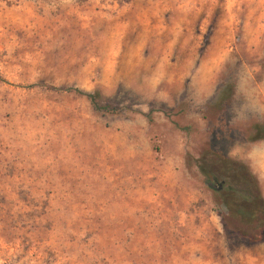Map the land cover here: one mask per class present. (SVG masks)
I'll return each instance as SVG.
<instances>
[{"label":"rangeland","instance_id":"374dc122","mask_svg":"<svg viewBox=\"0 0 264 264\" xmlns=\"http://www.w3.org/2000/svg\"><path fill=\"white\" fill-rule=\"evenodd\" d=\"M226 179L264 202V0H0V264H264Z\"/></svg>","mask_w":264,"mask_h":264},{"label":"trees","instance_id":"16d2710c","mask_svg":"<svg viewBox=\"0 0 264 264\" xmlns=\"http://www.w3.org/2000/svg\"><path fill=\"white\" fill-rule=\"evenodd\" d=\"M60 91H65V92H73L76 95L84 97L90 104L91 108L95 111H101V112H111L112 109L105 104H101L99 102V96L97 92H84L76 88H65V89H59ZM225 91V88L222 90V92ZM225 100L223 94L221 93L217 100L222 101ZM263 136L251 138V139H261ZM243 179L245 183H250L248 179L249 175L246 174L245 172L243 173ZM228 178L230 177L229 175L227 176ZM244 183V185H245ZM243 188V187H242ZM216 193L220 196L221 198V203L225 207L227 211H230L231 209H234V206L231 207L226 200L235 198V197H241L242 198V205L240 208L237 210L243 211L244 214H246V217L250 221H256L257 223L264 222V202L261 200L257 199V203L253 201V199L250 197V194L247 193L244 190H237L234 186L233 183H231L229 180H223L219 183L218 188L216 189ZM255 207V208H254ZM236 209V208H235ZM234 209V210H235Z\"/></svg>","mask_w":264,"mask_h":264}]
</instances>
